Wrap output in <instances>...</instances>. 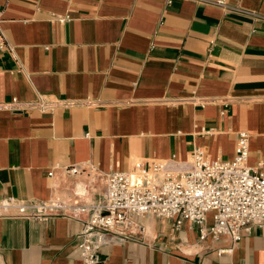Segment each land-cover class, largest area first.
<instances>
[{
  "label": "crops",
  "instance_id": "1",
  "mask_svg": "<svg viewBox=\"0 0 264 264\" xmlns=\"http://www.w3.org/2000/svg\"><path fill=\"white\" fill-rule=\"evenodd\" d=\"M216 1L0 0V199L103 202L105 174L195 148L231 161L240 132L248 165L264 161V0ZM137 219L102 264H264V228L233 245ZM83 228L0 218V264H83Z\"/></svg>",
  "mask_w": 264,
  "mask_h": 264
},
{
  "label": "built area",
  "instance_id": "2",
  "mask_svg": "<svg viewBox=\"0 0 264 264\" xmlns=\"http://www.w3.org/2000/svg\"><path fill=\"white\" fill-rule=\"evenodd\" d=\"M167 3L171 5L173 0ZM215 3L229 7L227 0ZM6 47L0 28V51ZM37 107L42 112L49 109L42 96ZM249 155V134L240 132L231 161L211 160L204 150L195 148L187 160L172 156L105 174L103 202L23 201L10 196L0 199V218L45 222L62 216L83 220L79 245L83 264H102L99 249L110 237L143 232L137 218L144 216L172 219L176 228L188 221L199 227L200 239L226 236L235 245L243 232L250 233L254 226L264 228V161L249 166ZM68 171L78 173L80 168L73 166ZM209 214L213 223L207 226Z\"/></svg>",
  "mask_w": 264,
  "mask_h": 264
},
{
  "label": "bare ground",
  "instance_id": "3",
  "mask_svg": "<svg viewBox=\"0 0 264 264\" xmlns=\"http://www.w3.org/2000/svg\"><path fill=\"white\" fill-rule=\"evenodd\" d=\"M89 193V192H88ZM82 195V194H81Z\"/></svg>",
  "mask_w": 264,
  "mask_h": 264
}]
</instances>
